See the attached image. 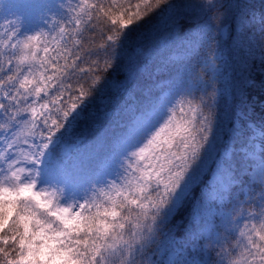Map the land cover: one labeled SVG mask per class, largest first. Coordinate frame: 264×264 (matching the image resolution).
I'll list each match as a JSON object with an SVG mask.
<instances>
[{"label":"snow or ice","instance_id":"1","mask_svg":"<svg viewBox=\"0 0 264 264\" xmlns=\"http://www.w3.org/2000/svg\"><path fill=\"white\" fill-rule=\"evenodd\" d=\"M257 61L264 0H0V264H264Z\"/></svg>","mask_w":264,"mask_h":264},{"label":"trees","instance_id":"2","mask_svg":"<svg viewBox=\"0 0 264 264\" xmlns=\"http://www.w3.org/2000/svg\"><path fill=\"white\" fill-rule=\"evenodd\" d=\"M178 49H170L169 54H172L174 51H177ZM151 70V69H150ZM159 74V73H156ZM115 78L117 79H122V75L120 74H113ZM236 76L238 79L243 80L245 77L251 78L257 81V84L264 79V66H262L259 61L256 63L250 65V66H239L236 72ZM251 95L258 96L259 95V88L257 87L256 89H251L250 90ZM256 111L257 114L260 113L261 107L259 102H257L256 105ZM94 130L89 129L85 135L88 137H91L93 135Z\"/></svg>","mask_w":264,"mask_h":264},{"label":"rangeland","instance_id":"3","mask_svg":"<svg viewBox=\"0 0 264 264\" xmlns=\"http://www.w3.org/2000/svg\"><path fill=\"white\" fill-rule=\"evenodd\" d=\"M169 56L171 57V59L176 60V61H179L180 59L184 58L183 54H182V52H180V50L175 51L174 53H172Z\"/></svg>","mask_w":264,"mask_h":264}]
</instances>
